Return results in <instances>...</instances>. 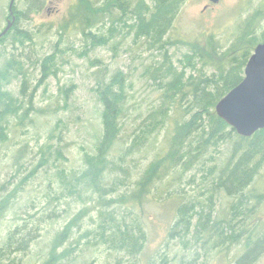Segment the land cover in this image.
<instances>
[{
  "label": "rangeland",
  "instance_id": "374dc122",
  "mask_svg": "<svg viewBox=\"0 0 264 264\" xmlns=\"http://www.w3.org/2000/svg\"><path fill=\"white\" fill-rule=\"evenodd\" d=\"M128 1L126 14L117 9L86 30L106 35L102 44H92L68 23L80 9L78 0L15 1L23 12L16 13V27L28 30L32 40L16 42L13 30L0 44V69L10 71L7 89L19 103L17 113L6 116L7 138L0 140V264H44L52 251L57 264H238L262 238L249 264H264V161L243 192L230 194L217 185L225 166L237 159L239 138L231 128L189 168L182 164L156 179L141 205L122 201L138 188L151 163L165 156L176 124L198 113L188 85L191 77L217 73L183 41L205 52L211 38L221 54L255 13L254 34L262 38L264 0H180L164 37L172 43L162 46L137 34L134 11L141 0ZM10 2L0 0V32L12 19ZM145 2L155 5L154 0ZM48 56L52 61L45 73ZM118 74L127 92L125 114L98 191L82 176L104 133L105 107L98 87ZM209 120L208 114L201 115L189 149L207 136ZM253 194L260 198L249 200ZM104 199L115 202L103 206ZM208 213L220 227L212 234L198 227ZM182 214L190 218V229L179 225L173 233ZM73 221L69 237L58 242ZM117 225L122 233L115 238L116 248L108 243V234ZM223 230L227 237L236 235L234 242ZM141 233L140 253L128 245ZM248 236L254 237L251 247Z\"/></svg>",
  "mask_w": 264,
  "mask_h": 264
},
{
  "label": "trees",
  "instance_id": "16d2710c",
  "mask_svg": "<svg viewBox=\"0 0 264 264\" xmlns=\"http://www.w3.org/2000/svg\"><path fill=\"white\" fill-rule=\"evenodd\" d=\"M80 3V9L70 15V21L68 23L75 24L82 33L91 40L92 44H102L106 43L108 37L106 35H96L92 31H86L91 29L93 26L104 22L108 19L110 14H115L114 11L118 9L122 15L126 14L130 9H127L128 0H78ZM133 1V0H131ZM155 5L153 7H148L145 0H141L137 7L135 8V15L138 19V32L139 36L148 39L151 44H171L170 41H164V37L172 22L174 20L175 14L178 10L180 0H154ZM130 3V2H129ZM31 10V9H30ZM15 15L23 14V12L17 10L14 5ZM258 13L253 14L249 20L245 23L241 30L240 35L236 41L223 53H219V47L215 41L211 38L207 41V47L204 50L198 48L196 43L183 41L186 45L191 46L194 51L193 53L200 58H204L208 65L215 66L217 73L209 77H191V82L189 87L192 88V95L195 102L198 103L199 110L195 113L192 119L187 120L181 124H176V127L169 139V149L165 156L156 159L151 163L149 168L146 170L143 178L139 182L138 188L131 193L128 198L123 196L122 201L128 200L133 206H139L143 200L147 197L150 192V185L159 178H162L174 167L184 164V168H189L193 163L199 161L201 156L208 150L211 142H217L223 139L227 130L231 128L230 133H236L224 119H222L216 112V105L218 102L229 93L234 87H236L243 79L245 75L246 65L254 53L256 46L264 41V33L262 38L258 39L254 34V26L258 20ZM11 15H9V18ZM63 26V29L66 26ZM16 30L14 33L15 41L22 43L24 40H32V35L26 29L16 27V24L11 28V30L2 38H0V44L4 43L12 34V31ZM203 48V47H202ZM208 58H205V55ZM189 57V56H188ZM219 58L216 61V58ZM191 58V57H189ZM52 61V56L46 57L43 61V68L45 73L47 72L46 67ZM8 69H0V140L5 141L7 138L6 131L4 129L6 116L10 113H17L19 109L18 101L12 96L7 85L10 79ZM180 79L177 78L171 83L172 86L176 85ZM121 75H115L110 82L100 83L98 87V92L101 97V101L104 104V133L99 142V152L92 157H89L87 164L89 168L84 172L82 178L86 181L87 186H93L101 191V187L98 184L99 179L105 173L107 168L109 169L112 161L110 160L109 153L114 147L117 139L119 138L121 125V117L125 114V102L127 92L125 91L124 83H122ZM26 82L24 83L25 86ZM179 88V87H178ZM171 88H168L170 91ZM185 93V91H184ZM205 113L208 114L210 120V131H206L204 138L197 141V145L194 150L189 149L188 140L190 134L197 131L200 127L199 118ZM239 141L237 142L234 158H237L234 162H229L225 168L222 170L217 185L219 188L224 189L230 194H237L243 192L246 187L252 182L255 175L258 173L264 161V128L258 130L250 137H244L238 135ZM214 140V141H213ZM189 141V142H188ZM239 152V156H238ZM189 155V159H186V155ZM187 155V156H188ZM233 160V159H232ZM259 194H253L248 199L251 200L252 197L260 198ZM105 200L102 203L105 206L107 203H114L115 200ZM1 205L6 203V199L1 201ZM105 204V205H104ZM184 211V210H183ZM108 214H111L108 211ZM112 215V214H111ZM73 222H70L65 229L58 235L57 241L62 242L69 237ZM182 222V223H180ZM198 227L200 230L205 232L210 231L211 234L218 230L220 227L218 222L212 219L211 213L202 216L199 220ZM179 225H181V230L190 229V218L182 217L175 227H173L174 232H178ZM232 227L230 224L226 225V228ZM115 231L108 234V243L117 248L116 239L122 233V227L117 225ZM124 231V230H123ZM234 232V231H233ZM172 233V234H173ZM227 235V232L222 231V235ZM227 240L234 242L236 235L232 233ZM134 241L131 242L130 246L134 251L138 249L141 253L143 250L144 233L140 236H133ZM248 246L254 245V237L248 236ZM262 239L255 241L256 246L251 247L238 261V264H247L255 260L258 254L260 243ZM131 239L128 241L130 243ZM58 245V243H57ZM121 246V245H120ZM252 254V255H251ZM165 260V259H164ZM59 261L57 253L52 251L51 256L44 264H57Z\"/></svg>",
  "mask_w": 264,
  "mask_h": 264
},
{
  "label": "water",
  "instance_id": "95a60500",
  "mask_svg": "<svg viewBox=\"0 0 264 264\" xmlns=\"http://www.w3.org/2000/svg\"><path fill=\"white\" fill-rule=\"evenodd\" d=\"M15 1L10 2L9 12L12 19L0 32V38L16 22ZM216 112L241 136L250 137L264 128V41L256 46L250 57L244 79L218 102Z\"/></svg>",
  "mask_w": 264,
  "mask_h": 264
}]
</instances>
